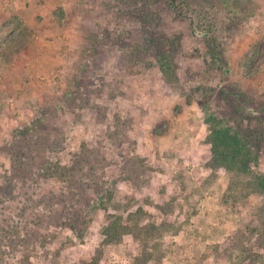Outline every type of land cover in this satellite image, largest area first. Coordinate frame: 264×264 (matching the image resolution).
<instances>
[{
    "label": "rangeland",
    "instance_id": "obj_1",
    "mask_svg": "<svg viewBox=\"0 0 264 264\" xmlns=\"http://www.w3.org/2000/svg\"><path fill=\"white\" fill-rule=\"evenodd\" d=\"M187 3L0 0V264H264V145L205 159L264 104V0Z\"/></svg>",
    "mask_w": 264,
    "mask_h": 264
},
{
    "label": "trees",
    "instance_id": "obj_2",
    "mask_svg": "<svg viewBox=\"0 0 264 264\" xmlns=\"http://www.w3.org/2000/svg\"><path fill=\"white\" fill-rule=\"evenodd\" d=\"M187 1L188 0H180V2L183 3H187ZM201 2L202 0H199V3ZM195 3L198 4L197 2ZM208 8L209 7L206 6L201 9H203V11L208 13L209 17H211ZM242 16L244 17L243 11L237 10L235 15H233V18L242 19ZM233 18L231 16V19ZM170 46V44L165 43V46L163 47L164 50L159 51L156 54L159 66L163 70H167L169 68L172 69V64L169 62L172 52ZM234 101H236V99ZM243 107V105L234 104V113H236L235 111L237 110L239 111V117H246V115L242 116L241 113ZM259 114L263 115L259 116ZM223 118L224 117L219 115L216 116L214 112H209L207 115L206 122L209 123V133L206 139V163L208 166L223 167L228 171L232 170L249 173L252 166L257 165L258 151L264 145V104L261 106V109L257 111V114L253 117L254 119L247 117L246 124H244L245 121L243 119ZM251 120L255 123L250 124L249 121L251 122ZM252 182L259 192L264 194V174H255ZM118 218L120 220L121 216H118ZM127 228L128 227H124V225L119 222L117 218L114 220L112 219V221H110L103 230V234L106 235L105 240L119 239ZM90 264H96V262L92 261Z\"/></svg>",
    "mask_w": 264,
    "mask_h": 264
}]
</instances>
